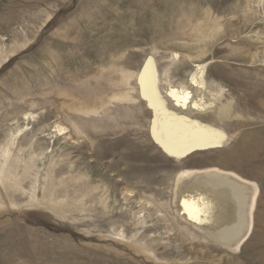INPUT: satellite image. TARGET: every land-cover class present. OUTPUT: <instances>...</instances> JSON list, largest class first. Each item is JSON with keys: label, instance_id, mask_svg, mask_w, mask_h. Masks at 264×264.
Listing matches in <instances>:
<instances>
[{"label": "rangeland", "instance_id": "1", "mask_svg": "<svg viewBox=\"0 0 264 264\" xmlns=\"http://www.w3.org/2000/svg\"><path fill=\"white\" fill-rule=\"evenodd\" d=\"M183 169L258 188L242 241ZM0 264H264V0H0Z\"/></svg>", "mask_w": 264, "mask_h": 264}, {"label": "bare ground", "instance_id": "2", "mask_svg": "<svg viewBox=\"0 0 264 264\" xmlns=\"http://www.w3.org/2000/svg\"><path fill=\"white\" fill-rule=\"evenodd\" d=\"M188 82L190 84V87H183V86H178V85L177 86L168 85V88L166 89L165 94L172 101L173 105L179 108H191V109H202L206 106H209L211 102L205 101L203 97H198V96L196 97L193 92V90H201L202 88H204L205 85H204L203 80H199L195 75H192L188 79ZM63 128L64 127L57 125L58 131L62 130ZM190 149L191 147H188L184 150L189 151ZM196 172H200V173L201 172H209V173L211 172V173H216L215 175H219V174L227 175V176H221L219 178H217L218 176H214L211 178H198V179L195 178L193 180H189V186L190 185L193 186V191L195 192L197 200L203 199V201L204 200L211 201L210 203L206 201L204 204V208H206L205 217L210 222H214L219 219L231 218V213H232V208H233L231 205L234 203L233 196L226 197L221 202L216 201L217 200L216 198L218 196L220 197V195H222L225 191L234 192L233 194L237 197L239 201L242 198L243 193L245 194L247 193V195L251 193V190L249 191L247 186L243 182V181H246V179H243L242 177L238 176L239 179L237 180L236 178H233L227 173L214 171L212 169H208L205 171H201L198 169H183L179 171V173L177 174V181L180 180L182 177L192 175L193 173H196ZM231 184H233L234 186L233 187L229 186ZM257 189L258 188L256 186L253 187L251 201L248 206V226H247L245 234L242 237H240L239 239L240 241H242L247 236L251 228L252 211L255 205ZM182 192L184 194V190ZM215 204H217L218 207L219 206L221 207V212H222L221 215H219V213H217L214 210V207L212 208V206H214ZM186 208H188V206ZM200 208H202V206H200ZM213 210L215 211L214 214H212ZM219 229H221V232L219 233V237L216 236L218 240H223V239L224 240H235L236 243L238 242V237L231 236V233L228 230L227 226L223 227L222 225H219Z\"/></svg>", "mask_w": 264, "mask_h": 264}, {"label": "crops", "instance_id": "3", "mask_svg": "<svg viewBox=\"0 0 264 264\" xmlns=\"http://www.w3.org/2000/svg\"><path fill=\"white\" fill-rule=\"evenodd\" d=\"M229 186H231V187H233L234 185L233 184H231V185H229ZM252 192H253V189H252V191H251V193L249 194V195H247V193L245 194V193H243L242 194V202L244 203L243 204V206H244V208H242L243 210H244V212H243V214H244V217L245 218H247V226H248V206H249V203H250V201H251V196H252ZM230 193L231 192H229V191H225L222 195H224V198H226V197H231L232 195H230ZM234 193V192H233ZM223 198V199H224ZM222 199V200H223ZM221 200V201H222ZM221 201H219V202H221ZM233 208H232V211H233V209H234V203L231 205ZM246 206V207H245ZM246 229H247V227H246ZM246 232V231H245ZM244 235V234H243ZM235 236H237L238 237V242H239V239H240V237H242V234H240V236H239V234L238 235H235ZM237 242V243H238Z\"/></svg>", "mask_w": 264, "mask_h": 264}, {"label": "water", "instance_id": "4", "mask_svg": "<svg viewBox=\"0 0 264 264\" xmlns=\"http://www.w3.org/2000/svg\"><path fill=\"white\" fill-rule=\"evenodd\" d=\"M206 145H213L212 144H206ZM206 145H199V146H206ZM216 173H209V172H198V173H194L191 178L189 180H193L195 178H211V177H214V176H218L217 178L221 177V176H227V175H222V174H219V175H215ZM221 241H224V242H228V243H234L235 240H221Z\"/></svg>", "mask_w": 264, "mask_h": 264}]
</instances>
